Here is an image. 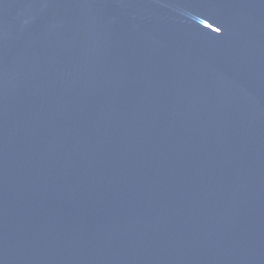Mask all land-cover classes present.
Instances as JSON below:
<instances>
[{"label":"water","instance_id":"obj_1","mask_svg":"<svg viewBox=\"0 0 264 264\" xmlns=\"http://www.w3.org/2000/svg\"><path fill=\"white\" fill-rule=\"evenodd\" d=\"M0 264H264V0H0Z\"/></svg>","mask_w":264,"mask_h":264}]
</instances>
